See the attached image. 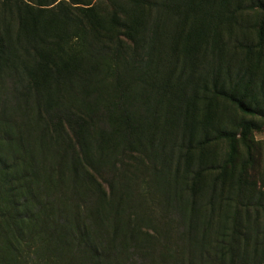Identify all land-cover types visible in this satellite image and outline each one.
I'll use <instances>...</instances> for the list:
<instances>
[{"label": "trees", "instance_id": "16d2710c", "mask_svg": "<svg viewBox=\"0 0 264 264\" xmlns=\"http://www.w3.org/2000/svg\"><path fill=\"white\" fill-rule=\"evenodd\" d=\"M262 121L264 0H0V264H264Z\"/></svg>", "mask_w": 264, "mask_h": 264}, {"label": "rangeland", "instance_id": "374dc122", "mask_svg": "<svg viewBox=\"0 0 264 264\" xmlns=\"http://www.w3.org/2000/svg\"><path fill=\"white\" fill-rule=\"evenodd\" d=\"M262 126L261 130L255 131L254 133V139L257 142V145L254 147V154L258 158V163L255 166L256 171L261 169L264 164V121H262Z\"/></svg>", "mask_w": 264, "mask_h": 264}]
</instances>
